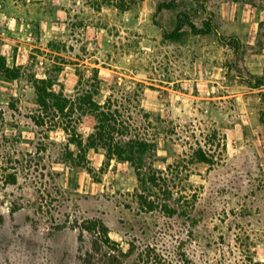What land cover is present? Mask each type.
<instances>
[{
  "label": "rangeland",
  "instance_id": "374dc122",
  "mask_svg": "<svg viewBox=\"0 0 264 264\" xmlns=\"http://www.w3.org/2000/svg\"><path fill=\"white\" fill-rule=\"evenodd\" d=\"M116 1L0 0V64L20 72L0 73V264H82L87 219L124 249L264 264V0ZM33 78L108 105L114 140L153 142L144 182Z\"/></svg>",
  "mask_w": 264,
  "mask_h": 264
},
{
  "label": "trees",
  "instance_id": "16d2710c",
  "mask_svg": "<svg viewBox=\"0 0 264 264\" xmlns=\"http://www.w3.org/2000/svg\"><path fill=\"white\" fill-rule=\"evenodd\" d=\"M136 0H118L116 6L120 9H127ZM164 7V4H158L157 10ZM187 25L190 31L195 34L210 33L216 28L209 21L204 22L202 28H197L193 22L188 19H177L174 31H179L183 25ZM219 41L224 42L222 35H218ZM0 73H3L8 78H17L20 74L17 67H8L0 64ZM34 79V88L41 105L45 101L50 100L52 105L58 110L61 109H75L80 114L90 113L94 116L96 123L94 125V132L92 133V140L89 142L90 146H94L97 140L101 146L107 150L108 156H116L117 159L127 161L134 168L138 180L144 182L145 172L144 155L147 151L154 148L155 144L145 139L129 138L124 142L114 140L112 132H115V125L117 120L114 117V112H111L110 107L106 104H99L89 99H78V102L72 107V103L67 97L58 92L41 87L44 80ZM259 78L255 81H248L249 86L256 87L262 82ZM116 114V112H115ZM93 137L95 138L93 140ZM91 138V137H90ZM80 230L79 239L82 242L78 250L77 259L82 264H187L188 261L183 259L184 253H181L177 261L171 258L164 257L162 253L154 249L137 250L133 246L124 249L119 243L112 240L108 234L107 226L98 219H87L77 226ZM87 235V240L85 239Z\"/></svg>",
  "mask_w": 264,
  "mask_h": 264
},
{
  "label": "crops",
  "instance_id": "0c3cea01",
  "mask_svg": "<svg viewBox=\"0 0 264 264\" xmlns=\"http://www.w3.org/2000/svg\"><path fill=\"white\" fill-rule=\"evenodd\" d=\"M14 1H18V0H14ZM60 2H61V0H59ZM39 4H41V3H39ZM17 7V15L18 14H23L24 13V9H20V8H18L19 6H16ZM58 8L60 9L61 8V6H58ZM6 12L4 11V10H2L1 9V7H0V16L2 15V14H5ZM41 13H44L43 11H41ZM22 23V22H21ZM25 25V24H24ZM26 25H28V24H26ZM22 32H24V28L22 27V26H20L19 24L17 25V26H14V28H12V31H11V33L12 34H15V35H17L18 37L19 36H21V33ZM141 107L146 111V112H148V106H147V103H146V101L145 100H143L142 102H141ZM83 116H90V117H92L91 119H93V121H95V118H94V116L92 115V114H89V113H86V114H84ZM94 125V124H93ZM92 127H94V126H92ZM122 162H125V161H122Z\"/></svg>",
  "mask_w": 264,
  "mask_h": 264
}]
</instances>
